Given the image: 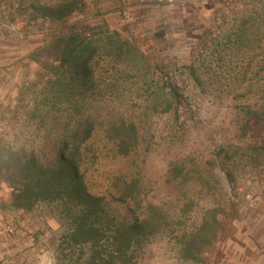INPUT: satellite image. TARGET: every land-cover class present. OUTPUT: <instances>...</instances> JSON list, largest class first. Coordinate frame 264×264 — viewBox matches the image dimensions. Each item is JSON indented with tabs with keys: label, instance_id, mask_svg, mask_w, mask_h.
I'll return each mask as SVG.
<instances>
[{
	"label": "rangeland",
	"instance_id": "1",
	"mask_svg": "<svg viewBox=\"0 0 264 264\" xmlns=\"http://www.w3.org/2000/svg\"><path fill=\"white\" fill-rule=\"evenodd\" d=\"M256 1L236 0L238 7ZM180 6L168 7L174 16L182 13L183 20L145 33L147 45L141 43L145 39L131 42L149 62L148 70L109 56L104 50L116 30L96 28V21L85 20L83 28L59 23L31 30L24 39H8L35 49L72 32L80 34L99 49L86 108L118 111L145 131L146 141L126 158L89 157V190L107 197L92 216H84L85 206L59 199L23 198L28 205L19 206L18 190L10 186L8 172L0 170V264H264V128L258 119L264 55L249 67L248 54L228 63L230 51L217 48L219 38L234 28L237 10L225 16L219 0L208 5L214 8L208 15L201 7L202 13L197 8L178 12ZM6 37H0V152L9 149L54 162V117L43 116L48 109L44 104L36 106L44 87L43 63L31 60L25 47L21 54L17 47L23 46L6 43ZM172 89L182 101L179 120ZM173 164L180 172H170ZM132 174L139 180V198L129 210L112 201L108 191L114 176ZM150 204L157 207L159 226L121 253L117 228L132 220L133 211L145 214ZM228 214L233 218L221 233ZM83 224V229L97 231L89 241L76 237ZM211 226L218 239L204 246Z\"/></svg>",
	"mask_w": 264,
	"mask_h": 264
},
{
	"label": "trees",
	"instance_id": "2",
	"mask_svg": "<svg viewBox=\"0 0 264 264\" xmlns=\"http://www.w3.org/2000/svg\"><path fill=\"white\" fill-rule=\"evenodd\" d=\"M66 9H69V6ZM235 10L238 12L236 11L232 19L234 28L219 38L217 48L223 47L224 51H230L232 59L228 63H233V59L239 61L241 54H248L246 55L247 62L251 67L255 64V58L261 54L264 55V0H257L253 6L242 3L241 7ZM60 15L63 17L65 13L60 12ZM0 32L7 36L5 31L0 30ZM114 36L116 38H112L108 49L104 50L109 56L116 60H125L129 66L150 69L149 62L133 44L121 43L119 31H116ZM7 37L6 43L23 46V48L17 47L21 54H25V47L31 60L40 59L39 62L43 63L42 67L45 72L41 82L44 87L40 91L42 97L37 101L36 106L44 104L48 109L43 116L54 117L52 128L57 132L54 142L57 153L54 162H43L38 160L35 154L23 156L9 149L2 150L0 170L8 172L10 186L15 191L18 190L16 202L19 206L28 205L22 204L23 198H26L27 202L39 197L59 199L72 203L76 207L85 206L84 216H92L98 213L102 202L107 197L94 194L89 190L86 179L91 164L89 157L93 155L98 159L102 155L113 161L120 157H129L145 143V131L141 130L136 123L121 117L116 110L105 112L103 109L93 111L86 108L85 101L90 99L88 92L96 82L93 63L94 56L99 49L93 47L88 40H83L80 34L72 32L35 49H28L29 45L24 46L22 42L8 40L14 38ZM9 50L5 49V52L8 54ZM155 62L160 69L158 61L155 60ZM262 62H264V56ZM4 63L7 64V61ZM244 78L247 76L243 75L242 79ZM33 93L36 96L39 94L38 91ZM171 94L176 105V118L179 120L182 101L175 89H172ZM53 110L57 111L55 115H52ZM258 119L264 128V98ZM180 169L181 167L173 164L170 172H180ZM133 175L113 177L108 191L112 201L126 205L128 208L138 201L139 196L135 192L139 180ZM156 210L157 207L152 204L142 215L137 213L138 210L137 212L132 210V220L121 226V229L117 228L116 239L121 238V253L125 250L129 251L135 242L143 240L150 232L156 230L161 220ZM228 218L233 217H229L228 214L222 219L221 233L226 229ZM205 225L208 226L206 223ZM84 226L86 225L83 224L77 229L76 237L84 236L85 241H89L92 234L97 231L92 227L83 229ZM207 228L209 231L204 234L202 244L212 246L213 240L218 239L217 229L213 226ZM185 246L190 247V244ZM201 250L202 246L198 247L195 253L197 258Z\"/></svg>",
	"mask_w": 264,
	"mask_h": 264
},
{
	"label": "crops",
	"instance_id": "3",
	"mask_svg": "<svg viewBox=\"0 0 264 264\" xmlns=\"http://www.w3.org/2000/svg\"><path fill=\"white\" fill-rule=\"evenodd\" d=\"M11 1L0 0V10L6 9ZM214 1L216 0H186L178 7L180 9L178 12L193 11L201 7L202 12L208 15L214 12V8L208 7ZM67 6L69 9L65 10ZM199 11L201 12L200 9ZM26 12H31L42 19H49L55 25L61 23L70 28H83L82 25L87 21H96L99 24L96 28L116 31L121 29V43L130 44L140 43L153 28L162 30L169 22L172 24L176 19L183 20L182 13H176L174 16L173 11L158 0H23L18 17L22 18ZM60 12L65 13V16L61 17ZM160 25L162 27H158ZM31 29L35 32L45 28L43 24L36 23L32 24ZM2 42L4 40L0 38V44ZM141 43L147 45L146 39ZM1 64L0 60V66Z\"/></svg>",
	"mask_w": 264,
	"mask_h": 264
},
{
	"label": "built area",
	"instance_id": "4",
	"mask_svg": "<svg viewBox=\"0 0 264 264\" xmlns=\"http://www.w3.org/2000/svg\"><path fill=\"white\" fill-rule=\"evenodd\" d=\"M166 6L182 5L186 0H158ZM223 2V12L225 16H231L233 11L239 6L236 0H219ZM23 0H12L6 9L0 10V30L6 32L7 36L16 39H24L31 33L32 24L41 23L45 29L55 28V24L49 19H42L26 12L22 18H19V12L22 8ZM6 10V11H5ZM32 23V24H31ZM90 36L89 33H84Z\"/></svg>",
	"mask_w": 264,
	"mask_h": 264
}]
</instances>
